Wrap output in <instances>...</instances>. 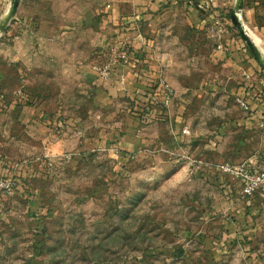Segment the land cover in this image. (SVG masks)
Here are the masks:
<instances>
[{
    "label": "rangeland",
    "instance_id": "374dc122",
    "mask_svg": "<svg viewBox=\"0 0 264 264\" xmlns=\"http://www.w3.org/2000/svg\"><path fill=\"white\" fill-rule=\"evenodd\" d=\"M238 1L168 0L122 26L114 12L123 0H19L9 22L11 0L6 17L0 8V163L15 184L12 195L0 192V264H249L244 249L217 259L222 244L206 236L226 230L232 183L214 165L233 162L235 141L243 145L237 99L264 81L257 48L233 21ZM208 14L226 27L223 46L234 41L228 59L214 56ZM237 21L264 52V0H244ZM138 56L156 70L140 104L109 92ZM97 85L111 94L104 108ZM54 123L71 133L49 137ZM105 129L117 133L109 143L81 150ZM126 133L134 147L122 154Z\"/></svg>",
    "mask_w": 264,
    "mask_h": 264
},
{
    "label": "crops",
    "instance_id": "0c3cea01",
    "mask_svg": "<svg viewBox=\"0 0 264 264\" xmlns=\"http://www.w3.org/2000/svg\"><path fill=\"white\" fill-rule=\"evenodd\" d=\"M166 1L168 0H123V2L121 3V7H119L117 11L114 12V15L118 18L117 23H120L118 26H122L123 24L132 22L136 19L140 20L145 17H149L152 13L148 12L149 10H157L160 4ZM7 3L8 0H0V8L4 7L5 17L7 16L10 8V5H8ZM202 6L203 5H200L199 9H202ZM207 16V21L211 24V18L214 19L215 16H213L212 14H208ZM254 16L255 14H253V16L251 15L253 22L255 20ZM224 43L225 44L223 50H215L214 56L216 60L228 59L233 53L234 41L227 39ZM256 46L258 47L257 44ZM137 48H139V46H137ZM128 62V65L125 66L123 64L118 69V78L120 79V82H117L119 88L117 87L116 90H118V92H109L111 94H117L119 96H129L131 97V99L137 98L140 100H138V103L140 104L144 99L143 95L145 93H141V95H139L138 93L143 88H146V85H148V83H150V81L154 80V77H156V70L154 68L155 64L152 63V61H150L149 59H145L140 56H138V58H134L133 61L130 59L128 60ZM132 68H134V70ZM90 74L91 76L89 77L92 81V85H96V76L92 73ZM262 83L260 82L258 86L252 87V92H249V94L247 92L246 95L242 96H246L245 98H247L250 104L251 112H245L246 117L243 120L236 122L234 125L237 131L243 132V145H240V143L235 141V147L232 149L233 151L229 152L230 160L233 161L229 163L239 165L242 162L247 161V159L249 158L248 160L253 162V164L248 165L251 166L254 170L264 169V138L262 137L264 135L259 130L258 126V124H260L259 119H262L264 117V91L262 89ZM136 89L137 91H135ZM109 92L104 87H101V85H97V87H95V102L97 104V107L104 108L105 106H107L106 104L111 101V94ZM30 115L31 113H24L22 118H29ZM56 127V123L51 125V128L49 130L51 131L52 129L53 134H51L49 137H62L63 134H66L65 136L67 137L69 135V132L71 133L70 126L68 125H66L64 129L59 130V133L56 131ZM116 134L117 133H112V135H108L106 133V129L102 132H96L95 134H93L94 137L85 138V140L81 142L82 144L80 145L83 146L81 147V150L105 146L104 144L109 143L107 140H111L110 137H113V135L116 136ZM133 141L134 138L132 137V135L126 133L121 137V139H118L119 143H116V146L120 145L119 151L122 154L124 152L131 153L134 147L132 146ZM253 145L256 146V149H254L256 155H252L250 153L247 154V149H250V147H252ZM241 149H243L242 153L240 152ZM241 154L245 156L243 159L235 158V156H240ZM224 162L220 161L219 163ZM8 173V170L3 167L2 163H0V176L5 177L6 175H8ZM219 177H222V175H219ZM226 178L229 177L227 176ZM219 182H223L222 179H219ZM228 183H232L233 185L226 184L227 186H224L226 190H228L224 191L225 194H230V202L228 203V206L226 205V207H224V212L227 219L224 220L225 218L221 216V219L224 221L226 230H224V232L220 235L208 233L206 235L208 238L207 241L210 242V244L211 242L216 244V246L218 245V243L222 244L221 247L223 251L219 250L215 253L217 259H222L223 254H228L231 249L232 251H236L234 252L236 253V257H242L244 252L240 250L244 249L243 251L246 252L245 256L247 257V263L264 264V190L258 191L252 198H245L241 193V186L238 181H234L233 179L231 180L230 178ZM237 244L239 245V247L242 244L243 246L238 250L239 247L236 246ZM213 249H215V247Z\"/></svg>",
    "mask_w": 264,
    "mask_h": 264
},
{
    "label": "built area",
    "instance_id": "2783aa9c",
    "mask_svg": "<svg viewBox=\"0 0 264 264\" xmlns=\"http://www.w3.org/2000/svg\"><path fill=\"white\" fill-rule=\"evenodd\" d=\"M213 30L219 39L218 50H223L224 46L222 41L224 40V34L226 32V27L221 19L214 18L211 22ZM109 66H104L99 69L98 75L101 77L109 76ZM262 89L264 91V82L262 83ZM165 103L169 104L170 96L168 95L164 98ZM237 103L240 105L241 109L246 112H251V107L248 100L245 97H238ZM261 128L264 129V122L260 123ZM202 162V161H201ZM203 164V162L201 163ZM207 167H212L210 163H204ZM215 172L219 175H226L233 180L239 182L241 186V193L245 198H252L258 191L264 190V169L254 170L248 164L234 165L229 162L217 163L214 165ZM15 184L12 178L0 177V192L8 195L14 193Z\"/></svg>",
    "mask_w": 264,
    "mask_h": 264
},
{
    "label": "water",
    "instance_id": "95a60500",
    "mask_svg": "<svg viewBox=\"0 0 264 264\" xmlns=\"http://www.w3.org/2000/svg\"><path fill=\"white\" fill-rule=\"evenodd\" d=\"M11 2H12V5H13V8L9 11V14H8L9 15L8 16V22H9V20H11L13 18L14 14L16 13V10H17L18 4H19V0H11ZM234 16L235 17H233V21H234L236 27L238 28V30L240 31L241 35L245 38L246 43L251 48H254V47L257 48L256 50H254V57L258 61V63L264 68V64L262 63V61L260 60V57H259L260 55H261V57H263L262 55H264L263 52H262V50L261 51L258 50V47L256 46L255 42L252 40V38L246 32L245 27L244 26L243 27L240 26V23L237 21L238 14L235 13ZM8 22L4 26H1L0 27V32L1 31H4L6 29V25L8 24Z\"/></svg>",
    "mask_w": 264,
    "mask_h": 264
},
{
    "label": "bare ground",
    "instance_id": "6f19581e",
    "mask_svg": "<svg viewBox=\"0 0 264 264\" xmlns=\"http://www.w3.org/2000/svg\"><path fill=\"white\" fill-rule=\"evenodd\" d=\"M243 4H244V1L243 0H239L238 1V8H237V12H238V14H241V11H242V8H243ZM13 8V5H12V7H11V9ZM10 9V10H11ZM9 16V15H8ZM5 23V21H3L2 22V24H4ZM3 26V25H2ZM247 29V32H248V34H249V36H251L252 38H253V40L255 41V43L258 45V46H260V45H262V40L259 38V37H257L250 29H248V28H246ZM259 56V55H258ZM260 57V60L262 61V63L264 64V56L263 57H261V55L259 56Z\"/></svg>",
    "mask_w": 264,
    "mask_h": 264
}]
</instances>
